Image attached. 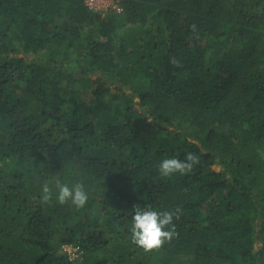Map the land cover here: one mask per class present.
<instances>
[{"label": "trees", "instance_id": "1", "mask_svg": "<svg viewBox=\"0 0 264 264\" xmlns=\"http://www.w3.org/2000/svg\"><path fill=\"white\" fill-rule=\"evenodd\" d=\"M121 2L0 0V264H264V0ZM57 178L84 208L40 203ZM135 205L178 236L137 248Z\"/></svg>", "mask_w": 264, "mask_h": 264}, {"label": "clouds", "instance_id": "2", "mask_svg": "<svg viewBox=\"0 0 264 264\" xmlns=\"http://www.w3.org/2000/svg\"><path fill=\"white\" fill-rule=\"evenodd\" d=\"M191 28L195 31L196 26L192 25ZM170 63L174 67H182L180 61L174 57ZM198 163L199 157L191 152L187 153L183 159L165 158L158 166V175L162 179H169L175 175H188ZM54 189L51 182L46 181L42 184L40 195L42 205L71 204L77 209H82L89 200V193L82 182L69 185L57 178L54 182ZM54 196L55 201H53ZM133 212L129 228L130 241L143 252L158 251L178 236L175 221H178L183 214L180 207L167 211H156L150 205L145 207L135 205Z\"/></svg>", "mask_w": 264, "mask_h": 264}, {"label": "built area", "instance_id": "3", "mask_svg": "<svg viewBox=\"0 0 264 264\" xmlns=\"http://www.w3.org/2000/svg\"><path fill=\"white\" fill-rule=\"evenodd\" d=\"M122 0H84L85 5L88 9L93 11L100 12H112L114 14L120 15L123 13V9L121 6ZM70 251H77V249L67 246ZM79 253V252H78ZM68 258L71 261L76 259L75 255H72L71 252L68 255Z\"/></svg>", "mask_w": 264, "mask_h": 264}, {"label": "rangeland", "instance_id": "4", "mask_svg": "<svg viewBox=\"0 0 264 264\" xmlns=\"http://www.w3.org/2000/svg\"><path fill=\"white\" fill-rule=\"evenodd\" d=\"M42 56V55H41ZM30 59H32V58H28V60L30 61ZM172 130H174V129H172ZM78 250V249H77ZM71 252V254L72 255H75L76 256V259H78L79 258V256H80V253H78L77 251H70L67 247H64L63 249H62V253H64V254H66L67 256L69 255V253ZM75 259V260H76Z\"/></svg>", "mask_w": 264, "mask_h": 264}, {"label": "water", "instance_id": "5", "mask_svg": "<svg viewBox=\"0 0 264 264\" xmlns=\"http://www.w3.org/2000/svg\"><path fill=\"white\" fill-rule=\"evenodd\" d=\"M136 101H139V99H136ZM217 170L219 171L220 170V167H217Z\"/></svg>", "mask_w": 264, "mask_h": 264}]
</instances>
